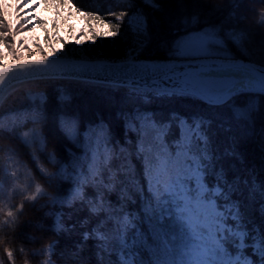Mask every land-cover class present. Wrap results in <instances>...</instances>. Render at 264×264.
<instances>
[{
	"label": "snow or ice",
	"instance_id": "snow-or-ice-1",
	"mask_svg": "<svg viewBox=\"0 0 264 264\" xmlns=\"http://www.w3.org/2000/svg\"><path fill=\"white\" fill-rule=\"evenodd\" d=\"M124 2L130 12H109V15H113L117 21L127 17L126 23L136 37L137 44L143 43L141 38L148 35L147 16L143 8L137 7V0ZM240 2L230 0L233 7H238ZM259 2L264 4V0ZM140 4L153 11H159L162 7L158 0H140ZM33 7L36 11L29 13L27 10ZM210 7L218 10L216 6ZM41 9L55 14L49 24L59 26L62 34L64 21L75 18L77 13V8L69 0H0V15L3 18L0 23L6 22L8 29L0 36H12L17 43L23 38L25 45L36 43L35 38L29 39L31 31L23 29L29 25L40 27L38 13ZM68 9H71V17L65 14ZM92 15L91 12L80 13L81 17ZM95 20L103 23V31L95 33L97 37L118 35V31L110 30L109 24L101 21L99 15L95 16ZM191 22L198 23L199 16L193 15ZM260 23H264V17ZM18 26L21 31L16 35ZM69 30L72 40L68 42L79 44L85 39L93 40L88 27L71 30L69 25ZM80 32H84V35L77 38ZM46 36L51 38L58 50L65 48L55 28L50 27ZM246 41L247 35L242 30L222 32L216 26L204 27L187 32L175 40L171 46V58L165 62H141L130 51L120 62L67 60L56 69V75L82 82L104 77L113 86L127 87L132 94L145 100L149 95L158 98L178 96L212 107L226 106L235 120L252 126L254 114L259 109V97L264 96V65L237 60L227 47L228 42H232L247 55ZM44 51L47 56L37 54L27 65L18 62L9 68L0 69V80L14 68L39 69L47 65L54 52L51 46L44 48ZM241 95H247L249 99L243 105H237L235 98ZM31 98L38 103L25 113L26 118L34 125L46 126V94L32 95ZM70 99L63 91L58 96L60 103ZM173 119L178 136L169 143L166 137L170 133L171 123L158 122L148 112H137L125 117L126 128L134 131L138 137L136 154L143 159L147 184L144 215L148 224L152 225L148 234L139 227V217L126 210L124 204L114 206L106 199V193L116 191L118 187L121 200L130 199L129 186L142 196L145 189L138 187V182L132 176L133 170L128 162L130 153L125 155L128 151L126 148L121 147L117 152L111 146L109 131L103 123L89 127L81 143L78 122L66 115L58 117L59 130L84 151L80 155L70 152L68 160L58 158L55 150L49 153L48 159L56 166V170L47 172L41 168V172L48 177L49 182L64 181L72 185L66 196L56 194L50 197L51 205L73 207L79 201L88 204L92 214H105L104 220L82 236L84 241L94 239L97 242L101 261L104 255L110 257L115 254L117 264H264V235H253L256 230L247 228L240 201L232 198L241 191V184L252 198L257 194L264 197V185L240 179L230 182L226 178L223 167L218 168L217 164L222 156H235L236 153L226 149L221 155L215 154L207 132L209 121L204 118H193L191 121L179 117ZM2 123L3 117L0 116ZM25 137L22 140L24 144L39 142L42 147L46 146L42 128H33L25 133ZM114 159L121 160L118 168L112 166ZM120 174L125 177L123 181ZM209 177L212 178V184L208 182ZM87 187L96 190L94 198L86 197ZM37 194H45L39 184H36L34 193L24 199L35 201ZM261 211L264 212V208ZM13 215L11 211L6 213L8 217ZM47 215L55 219V233L66 230L62 211L49 212ZM109 224L111 227H106ZM249 240L252 242L249 243ZM56 246L52 242L46 251L54 253ZM248 248L252 249L256 259L247 254ZM4 252L9 264H14L13 250L6 247ZM47 264H52V261L48 260Z\"/></svg>",
	"mask_w": 264,
	"mask_h": 264
},
{
	"label": "trees",
	"instance_id": "trees-1",
	"mask_svg": "<svg viewBox=\"0 0 264 264\" xmlns=\"http://www.w3.org/2000/svg\"><path fill=\"white\" fill-rule=\"evenodd\" d=\"M162 5L159 11L140 4L148 21V35L141 38L143 43L137 44L136 37L124 20L117 21L109 12L119 14L121 11L130 12L124 0H69L77 8L75 20L86 25L99 15L101 21L107 22L112 31H118L117 36L97 37L96 31L90 32L93 40L89 42L87 54L89 57H105L108 59L126 58L128 49H133L137 59L166 60L171 58V46L175 40L187 32H194L204 27L216 26L222 32L242 30L247 35L245 55L236 45L228 42L230 54L236 59L248 60L264 65V4L259 0H241L238 7H233L230 0H158ZM216 6L218 10H212ZM91 12L93 15L81 17L80 13ZM71 16V9L66 10ZM199 16V22L193 24L191 17ZM0 15V21H2ZM186 21H188L186 23ZM67 23V20L64 21ZM68 25V24H67ZM70 25V24H69ZM119 25V29H117ZM21 30L18 26L17 32ZM8 31L6 22L0 23V33ZM13 37L0 36V45L9 48ZM5 54L0 50V59ZM0 64L1 61H0ZM63 91L71 99L58 102V96ZM44 93L47 100L44 110L47 115L46 126L34 125L30 119L13 120L9 127L0 126V264H9L4 249L7 247L14 252V264H44L47 256L46 248L52 242L56 243L54 253L50 257L54 264H117V256L104 255L103 260L98 256L96 241L82 239L83 233L91 231L102 220L105 214H92L86 203L77 201L73 207L61 208L53 206L50 197L56 194L66 196L72 185L70 182L51 181L41 172L56 170V166L48 159L49 153L55 150L58 158L70 159L69 153L80 155L84 149L70 142L66 135L58 128V117L66 115L78 122L80 140L83 143L84 132L89 127L103 123L109 131L111 146L117 149L124 147L130 153L129 163L132 176L138 182V187H144V195L138 194L136 189L129 186V200L120 199L119 187L116 191L106 193V199L114 206L124 204L126 210L139 217V227L148 234L151 224L144 215L147 184L143 173V159L137 156L138 137L134 131L126 128V116L137 112H148L158 122H169L172 127L167 135V142L171 143L178 136L176 121L173 117L204 118L210 122L207 128L210 145L216 155H221L226 149L234 151L235 156H222L217 167H223L226 178L248 180L258 185H264V96L259 97V109L254 114V123L248 126L233 118L226 106L212 107L206 103L191 98L154 97L149 95L145 100L141 96L132 94L129 90H122L110 86L89 84L66 80L35 81L21 85L9 93L0 105V116L17 112L21 109L30 110L38 101L31 96ZM249 99L247 95L235 98L237 105H243ZM33 128H42L46 136V146L39 142L24 144L25 133ZM14 130V131H13ZM19 137V139L17 138ZM9 162V163H8ZM120 159H114L113 168H118ZM10 170L6 171L5 167ZM120 179H125L120 174ZM212 184V178H208ZM39 184L45 194H37L35 201H27L24 197L34 193ZM31 185V186H29ZM241 191L233 195L239 200L244 213V222L253 235H264V197L257 194L254 198L249 195L247 188L241 184ZM88 199L96 196L92 187L85 189ZM223 202V201H220ZM21 205L23 207L21 208ZM11 211L12 217L6 216ZM64 213L62 220L66 230L55 233L54 217L49 212ZM106 227H111L107 225ZM252 241L249 240V243ZM247 254L253 256L251 248ZM35 253V255H33ZM147 256V253H145Z\"/></svg>",
	"mask_w": 264,
	"mask_h": 264
},
{
	"label": "rangeland",
	"instance_id": "rangeland-1",
	"mask_svg": "<svg viewBox=\"0 0 264 264\" xmlns=\"http://www.w3.org/2000/svg\"><path fill=\"white\" fill-rule=\"evenodd\" d=\"M27 2H30V0H27ZM20 7L22 8L23 5H21ZM27 11L31 13V12L36 11V9L33 7V8L28 9ZM54 18H55V14L52 11L46 12L43 9H41L40 12L38 13L40 27L33 28L32 25H29L27 29H23L24 31H31L32 36L29 37V39L35 38L36 43L25 45L23 38H22L18 43L13 40L12 46H10L9 48H6L5 46H0V50L5 54V56L1 57L0 59L2 63L0 64V66L6 63L20 61L23 59H33L37 56V54L41 56H47V53L44 51V48L48 46H51V48L53 49L54 55L76 56V57L88 58L89 56L87 54V49H88L89 42L91 40L85 39V41H82L79 44H76L74 42H68L72 40V37L70 35V30H69V24L71 26V30L88 27L89 29L93 31L97 32L99 30L102 32L103 23H101L100 21L91 20V22L86 25L85 23L82 24L79 21L75 20V18H71L67 20V23H64V31L62 34L61 28L59 26L49 24V20L54 19ZM50 27L55 28L56 34L60 37L61 42L65 43V48L63 50H58L56 48V44L51 40V38L46 36ZM20 31L21 30H19L16 35H19ZM79 35H84V32H80L77 38H79ZM65 37H67V41L65 40ZM41 41H45V42L41 43ZM130 51L133 53V49L130 48L127 50L128 53ZM28 111L29 110L21 109L17 112L1 115L3 117V123L0 124V126L9 127L11 123L13 122V120H23L26 117L25 113H27ZM5 170L9 171L10 167L6 166ZM220 203H223V202H220ZM229 223H231V221H229ZM46 253H47V256L45 258L44 264H47L48 260H51L52 264H54L53 260L50 257L51 253L47 251Z\"/></svg>",
	"mask_w": 264,
	"mask_h": 264
},
{
	"label": "water",
	"instance_id": "water-1",
	"mask_svg": "<svg viewBox=\"0 0 264 264\" xmlns=\"http://www.w3.org/2000/svg\"><path fill=\"white\" fill-rule=\"evenodd\" d=\"M125 59V58H124ZM32 59H23L20 61H15L11 63H6L0 66V69L9 68L10 66L16 65L18 62H24L26 65L31 61ZM67 60L72 61H116L120 62L123 59H108L105 57H76V56H59V55H53L49 58V62L47 65L43 66L42 68H30L25 67L23 69L14 68L12 71L7 72L4 74V79L0 80V105L3 102V100L6 98V96L11 93L14 89L17 87L30 83L35 81H45V80H66V81H75V82H82L80 80H77L72 77L68 78H59L56 75V69L61 67L63 63ZM141 62H165L166 60H146V59H138ZM242 60V59H237ZM244 62H252L248 60H242ZM257 65H260L258 63H255ZM82 83H89V84H98V85H105V86H111L114 88H119L122 90H128L127 87H117L113 86L108 79L104 77H96L94 80H91L90 82H82Z\"/></svg>",
	"mask_w": 264,
	"mask_h": 264
}]
</instances>
